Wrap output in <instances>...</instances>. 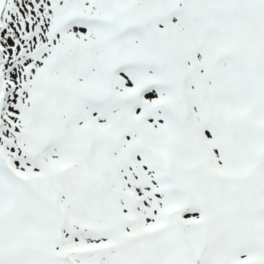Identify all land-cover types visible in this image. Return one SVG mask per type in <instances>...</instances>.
<instances>
[{
	"label": "snow or ice",
	"instance_id": "6c2138e0",
	"mask_svg": "<svg viewBox=\"0 0 264 264\" xmlns=\"http://www.w3.org/2000/svg\"><path fill=\"white\" fill-rule=\"evenodd\" d=\"M0 264H264V0H0Z\"/></svg>",
	"mask_w": 264,
	"mask_h": 264
}]
</instances>
